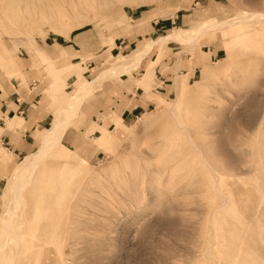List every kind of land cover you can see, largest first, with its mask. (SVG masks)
I'll return each mask as SVG.
<instances>
[{
  "label": "rangeland",
  "instance_id": "rangeland-1",
  "mask_svg": "<svg viewBox=\"0 0 264 264\" xmlns=\"http://www.w3.org/2000/svg\"><path fill=\"white\" fill-rule=\"evenodd\" d=\"M45 3L0 0V218L13 168L108 74L20 192L0 264H264V0ZM212 21L231 23L109 70Z\"/></svg>",
  "mask_w": 264,
  "mask_h": 264
},
{
  "label": "bare ground",
  "instance_id": "bare-ground-1",
  "mask_svg": "<svg viewBox=\"0 0 264 264\" xmlns=\"http://www.w3.org/2000/svg\"><path fill=\"white\" fill-rule=\"evenodd\" d=\"M45 2L46 3L44 5V7H45L44 9H47V8H54V7L61 6L63 4L64 0H45ZM248 16H250V15H246L243 18V20H246L248 18ZM202 23H204V22H202ZM230 23L231 22H229V21H222V22L212 21V22H207V23H205L203 25H200V26H197V27H191V28H185V29L184 28L174 29L171 33H169V34H167L165 36H161V37H158L155 40L148 41L144 45L143 50L141 52H139V54H136V55L133 56V60L131 61L130 64L118 63V64H115L114 66L112 65L109 68V70L113 71L112 74H116V75L117 74H121V73H126L128 71H131V70L135 69L139 65L141 60L150 51V49L155 44H157L159 42H163L166 39L167 40L176 41V42H181V43L194 41L202 33L206 32L208 30H211V29L215 28L216 26H218V27L226 26V25H229ZM130 58H128V59L130 60ZM126 60H124V61H126ZM117 62H119V61H117ZM107 72H108V70H103L102 72L97 74L91 80L83 81L80 84L79 89H78L79 90L78 98H77L76 101L73 99V100H71L69 102V108H67L68 109L67 111L71 110L72 108L73 109L69 113H67L68 115H66V117L63 118L61 121L53 119L51 121L49 127H47L43 131L41 142H40V146L37 149V151H35L34 153H31L30 155H28L22 162L19 163L18 166L13 168V170H12L13 176L17 180H18L19 177H22V179L18 183L15 182V181L13 182V184L11 186L10 198H9V200L7 202L2 204L4 208L2 209V213H1L3 215L0 218L3 221L2 228H1V231H0V255H1V252H3V251H1V249H2L1 237H2V234L4 232H6L8 226L10 227V223H11V221H13L12 218L14 217L15 212L18 210V204H19L18 196H19L20 192L22 191L23 188H25L31 182V180L33 178V174H34V169L38 166V163L40 161V158L43 156L44 151L47 150L48 148H50L51 146L55 145L57 142H59L61 136L63 135L64 131L66 130L65 127H66L67 122H69V119L73 115H76L78 113L79 104L81 103V101L83 100V98L85 97L87 92L90 90V88L92 87L93 83H95L102 76H107L106 75V74H108ZM9 124H10V122H9ZM64 152H66V150H64ZM0 155H3V154L0 152ZM0 160H1V158H0ZM30 166H31V170L29 172H25L26 169L28 167H30ZM31 225L33 226L32 223H31ZM28 226L29 225H27V227ZM12 231H14V230L12 229ZM43 231H42L41 235H44V236L46 235V232L50 233L49 229H45V230L43 229ZM5 241H7V240H5ZM4 255H5V253H4Z\"/></svg>",
  "mask_w": 264,
  "mask_h": 264
},
{
  "label": "crops",
  "instance_id": "crops-1",
  "mask_svg": "<svg viewBox=\"0 0 264 264\" xmlns=\"http://www.w3.org/2000/svg\"><path fill=\"white\" fill-rule=\"evenodd\" d=\"M28 53L32 56V57H44V58H46V59H48V57H47V55L46 54H44L43 52H42V50H41V48H38V47H35V48H33V50H31V51H28ZM12 117V116H11ZM13 127H14V130H16L21 124H22V122L24 121L23 120V118H21V117H19L18 115H16V114H14L13 115ZM0 129H1V127H0ZM5 129H6V127H5ZM7 130V129H6ZM64 133H65V131H64ZM63 133V134H64ZM63 136V135H62ZM61 136V137H62ZM61 139V138H60ZM59 142H60V140H59ZM61 143V142H60ZM62 144V143H61ZM63 145V144H62Z\"/></svg>",
  "mask_w": 264,
  "mask_h": 264
}]
</instances>
